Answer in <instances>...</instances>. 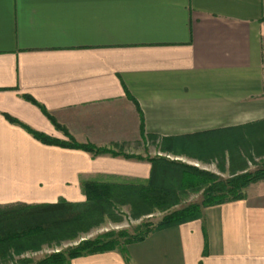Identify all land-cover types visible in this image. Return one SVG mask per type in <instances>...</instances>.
Here are the masks:
<instances>
[{"label":"crops","instance_id":"obj_1","mask_svg":"<svg viewBox=\"0 0 264 264\" xmlns=\"http://www.w3.org/2000/svg\"><path fill=\"white\" fill-rule=\"evenodd\" d=\"M262 120L264 0H0V207L84 202L88 181L145 184L154 157L239 174L235 129ZM69 264H264V181Z\"/></svg>","mask_w":264,"mask_h":264},{"label":"trees","instance_id":"obj_2","mask_svg":"<svg viewBox=\"0 0 264 264\" xmlns=\"http://www.w3.org/2000/svg\"><path fill=\"white\" fill-rule=\"evenodd\" d=\"M29 100L38 105L30 97ZM133 101L137 105L134 99ZM40 108L56 128L60 129V125L47 111ZM140 115L141 134L144 137L141 111ZM7 118L11 122H17L10 117ZM27 130L44 144L80 149L94 155L124 154L111 148L97 147L90 143H78L67 132L65 134L68 141H61L34 132L29 128ZM235 130L237 132L235 136L244 142V161L243 164L239 160L232 159L231 161L243 166V172L237 174L232 165L230 167L231 176L224 180L181 161L154 157L149 159L152 167L150 177L145 184H110L88 181L83 184L84 202L73 203L59 200L56 203L17 204L0 207V256L21 254L28 250L38 249L46 243L74 240L82 233L88 232L94 225L102 222L104 217L112 215L118 205H130L132 211H136V213H139L138 210L145 209L147 211L153 207L167 208L174 204L178 196L177 190L183 191L187 187L196 188L200 184H209L203 191L200 203H192L172 212L165 216L155 228L138 237L126 236L122 244L112 238L113 234H104L92 240L84 239L66 251L50 253L36 262L23 258L16 264H69L72 259L87 254L114 249L125 253L128 244L143 240L154 230L198 219L201 217L204 207L243 198L244 189L247 186L264 181V120L241 126ZM124 156L130 157L126 154ZM247 162L253 164L255 169L249 170Z\"/></svg>","mask_w":264,"mask_h":264},{"label":"rangeland","instance_id":"obj_3","mask_svg":"<svg viewBox=\"0 0 264 264\" xmlns=\"http://www.w3.org/2000/svg\"><path fill=\"white\" fill-rule=\"evenodd\" d=\"M149 143L150 145L152 144L150 141ZM153 144H155V142ZM114 150L122 151L124 149L123 146L121 147L118 145L114 147ZM252 166L253 168L251 170H254L255 166L253 164ZM195 167L200 170L210 172L199 168L198 166ZM214 175L223 180L228 178L221 177L216 174ZM208 185L209 184L204 183L200 184L196 188L187 187L183 191L177 190L176 194L178 196L174 201V204L167 208L153 207L147 211L145 209L138 210L139 213H136V211H132L130 205H118L112 215L104 217L102 222L98 225H94L88 232L82 233L78 238L74 240H62L61 242H53L50 244L46 243L38 249L28 250L21 254H12L6 257L0 256V264H16V262L23 258L36 262L50 253L66 251L84 239L92 240L98 236L110 233L113 234V239L117 240L119 244H122L126 236L138 237L146 231L155 228L165 216L171 214L172 212L184 208L192 203H200L203 198V191Z\"/></svg>","mask_w":264,"mask_h":264}]
</instances>
